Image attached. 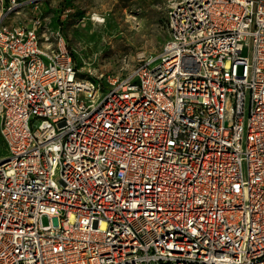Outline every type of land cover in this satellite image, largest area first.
Here are the masks:
<instances>
[{"label": "built area", "instance_id": "built-area-1", "mask_svg": "<svg viewBox=\"0 0 264 264\" xmlns=\"http://www.w3.org/2000/svg\"><path fill=\"white\" fill-rule=\"evenodd\" d=\"M0 5V264H264V0H166L116 73L78 67L70 7Z\"/></svg>", "mask_w": 264, "mask_h": 264}, {"label": "rangeland", "instance_id": "rangeland-1", "mask_svg": "<svg viewBox=\"0 0 264 264\" xmlns=\"http://www.w3.org/2000/svg\"><path fill=\"white\" fill-rule=\"evenodd\" d=\"M38 2L39 9L47 11L54 20L59 11L66 7L72 9L63 24V32L78 67L83 71L90 69L93 73H116L131 70L142 55H158L168 38L166 0ZM33 15L34 10L29 6L13 19L27 22ZM95 16L102 21L94 19ZM244 54H248L247 49ZM41 223L49 226V216H42Z\"/></svg>", "mask_w": 264, "mask_h": 264}, {"label": "bare ground", "instance_id": "bare-ground-1", "mask_svg": "<svg viewBox=\"0 0 264 264\" xmlns=\"http://www.w3.org/2000/svg\"><path fill=\"white\" fill-rule=\"evenodd\" d=\"M94 19H96L97 21H102V19L101 18H99V17H97V16H95V18Z\"/></svg>", "mask_w": 264, "mask_h": 264}, {"label": "trees", "instance_id": "trees-1", "mask_svg": "<svg viewBox=\"0 0 264 264\" xmlns=\"http://www.w3.org/2000/svg\"><path fill=\"white\" fill-rule=\"evenodd\" d=\"M1 145H2V140H1ZM1 149H3V148L1 147Z\"/></svg>", "mask_w": 264, "mask_h": 264}]
</instances>
